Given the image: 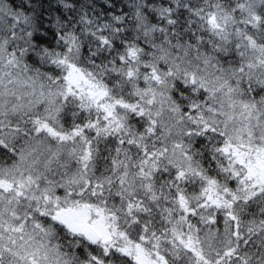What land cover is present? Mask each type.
<instances>
[{"label":"snow or ice","instance_id":"snow-or-ice-1","mask_svg":"<svg viewBox=\"0 0 264 264\" xmlns=\"http://www.w3.org/2000/svg\"><path fill=\"white\" fill-rule=\"evenodd\" d=\"M0 264H264V0H0Z\"/></svg>","mask_w":264,"mask_h":264}]
</instances>
